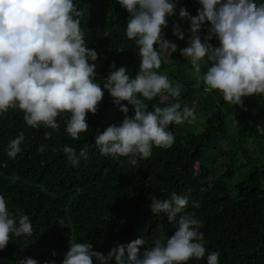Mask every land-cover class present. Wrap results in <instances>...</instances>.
I'll return each mask as SVG.
<instances>
[{
  "label": "trees",
  "instance_id": "obj_1",
  "mask_svg": "<svg viewBox=\"0 0 264 264\" xmlns=\"http://www.w3.org/2000/svg\"><path fill=\"white\" fill-rule=\"evenodd\" d=\"M75 2L88 47L98 53L97 82L103 84L113 63L134 77L140 57L135 41L125 33L127 11L116 0ZM180 7L196 15L200 6L196 0H178L176 14L163 29L166 39L183 48L190 33L189 24L179 18ZM174 23L181 25L185 40L172 34ZM201 35H206L203 27ZM210 42L217 44L215 39ZM156 71L183 87L178 101L166 93L145 100L149 111L178 102L181 109H192L195 119L169 125L173 145L154 146L152 156L136 157V164L129 157L101 155L94 143L97 130L124 116L106 90L97 113L87 114L89 128L78 140L66 132L63 115L57 118L59 130L47 129L49 139L43 127L28 126L18 108L0 115V195L12 214L28 215L33 227L31 236L13 235L0 251L4 264L26 257L38 264H60L71 238L88 240L104 254L139 236L146 240L145 247L157 238L166 241L176 226L165 213L153 215L149 205L153 197L166 199L172 192L188 197L178 217L202 221L204 245L220 253L219 264H264V97H243V107L227 103L219 90L205 91L179 51ZM121 103L129 108V116L134 114L131 105ZM21 132L22 150L9 158L7 145ZM41 145L43 151L38 150ZM63 145L75 147L77 153L86 148L87 159L73 167L59 150ZM186 264H206V257Z\"/></svg>",
  "mask_w": 264,
  "mask_h": 264
},
{
  "label": "clouds",
  "instance_id": "obj_2",
  "mask_svg": "<svg viewBox=\"0 0 264 264\" xmlns=\"http://www.w3.org/2000/svg\"><path fill=\"white\" fill-rule=\"evenodd\" d=\"M128 18L125 33L138 48L139 72L133 77L129 70L115 63L97 82L98 53L88 47L81 27L82 12L75 0H0V115L9 108L23 111L26 124L46 129L44 138L59 130L57 118L66 116V132L75 140L87 132V114H96L104 90L112 103L124 114L118 123L97 130L94 143L104 156H152L154 146L170 148L175 137L169 125L195 119L188 107L180 103L155 106L149 111L145 100L166 93L178 101L182 84L159 74L162 62L179 51L188 60L205 91L219 90L223 99L243 107V97H264V0H198L200 8L191 15L180 7L179 18L189 24L186 46L165 38L163 29L169 17L176 14L178 0H116ZM207 22V23H206ZM204 28L206 35H201ZM172 34L185 40L179 23L172 25ZM215 39L217 44L210 41ZM131 105L134 114L129 116ZM25 135L21 132L7 145V156L15 158L21 152ZM43 145L38 149L44 150ZM67 161L78 167L87 159L86 148L79 153L71 145L59 149ZM188 205V197L169 193L168 198L153 197L149 205L153 215L165 213L175 231L167 240H154L145 247L144 237L118 243L107 254L94 250L88 241L69 240L60 264H186L191 258L206 257V264H219L220 253L209 252L200 231L202 221L191 215H179ZM32 223L28 215H14L0 195V251L11 237L31 236ZM143 246V251L141 247ZM55 255V253H53ZM0 264L4 258L0 257ZM10 264V262H9ZM15 264H38L26 257ZM55 264V261L45 262Z\"/></svg>",
  "mask_w": 264,
  "mask_h": 264
},
{
  "label": "water",
  "instance_id": "obj_3",
  "mask_svg": "<svg viewBox=\"0 0 264 264\" xmlns=\"http://www.w3.org/2000/svg\"><path fill=\"white\" fill-rule=\"evenodd\" d=\"M196 2L198 3V0H196ZM198 5L200 6V4L198 3ZM201 7V6H200Z\"/></svg>",
  "mask_w": 264,
  "mask_h": 264
}]
</instances>
